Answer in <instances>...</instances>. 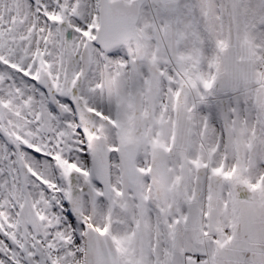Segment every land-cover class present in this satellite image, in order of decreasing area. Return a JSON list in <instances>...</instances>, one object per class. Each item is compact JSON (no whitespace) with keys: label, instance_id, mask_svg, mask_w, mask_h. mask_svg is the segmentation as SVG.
<instances>
[{"label":"snow or ice","instance_id":"snow-or-ice-1","mask_svg":"<svg viewBox=\"0 0 264 264\" xmlns=\"http://www.w3.org/2000/svg\"><path fill=\"white\" fill-rule=\"evenodd\" d=\"M0 264H264V0H0Z\"/></svg>","mask_w":264,"mask_h":264}]
</instances>
